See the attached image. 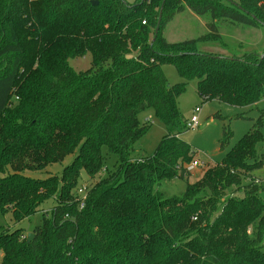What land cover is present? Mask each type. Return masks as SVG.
Wrapping results in <instances>:
<instances>
[{
    "label": "trees",
    "instance_id": "obj_1",
    "mask_svg": "<svg viewBox=\"0 0 264 264\" xmlns=\"http://www.w3.org/2000/svg\"><path fill=\"white\" fill-rule=\"evenodd\" d=\"M186 8L211 30L171 41L164 30ZM229 25L264 31V0H0V213L19 223L42 211L30 242L24 228L0 226V264H264V181L245 184L264 165V108L182 194L158 188L189 178L194 155L181 138L186 83L171 85L165 64L197 79L202 101L252 109L264 99V47L200 49ZM87 52L90 68L75 70L70 59ZM148 107L167 133L153 154L135 157ZM231 135L225 129L222 147ZM104 147L117 159L107 171ZM73 153L61 174H24Z\"/></svg>",
    "mask_w": 264,
    "mask_h": 264
},
{
    "label": "rangeland",
    "instance_id": "obj_2",
    "mask_svg": "<svg viewBox=\"0 0 264 264\" xmlns=\"http://www.w3.org/2000/svg\"><path fill=\"white\" fill-rule=\"evenodd\" d=\"M134 3L135 0H126ZM236 2L238 0H230ZM208 19L193 13L189 8L174 15L168 22L164 33L171 41H182L199 37L208 31L210 27L206 24ZM207 21V22H206ZM219 31L223 39L216 42H200V49L209 52H222L227 55H241L244 52H261L264 47V31L260 28L247 30L246 28L236 26H219ZM92 56L87 52L83 56L70 59V64L77 71H83L91 66ZM166 77L171 85L185 82L186 90L179 97L178 105L188 123L195 113V108L200 106L199 124L195 128H187L181 133V138L188 142L193 149V160L202 162L193 171L186 170L189 173L185 178L165 179L161 181L158 188L167 196L180 195L185 191L188 182H195L200 179L204 172L218 163H221L227 151H229L238 140L251 128L257 117L259 110L264 108V99L257 103L252 109L246 107H237L220 100L202 101L198 93V80H187L179 75L175 65L165 64L163 66ZM141 123L151 124L150 129L137 141L133 155L142 157L151 155L162 141L167 133L166 124L157 116L153 107H148L139 113ZM225 129L231 132L229 141L222 147L221 138ZM259 150L264 149V140L258 144ZM106 169H112L116 163V156L109 152L107 147L103 148ZM75 157V153L67 155L63 161L49 165L47 168L39 171L25 170L24 174L36 178H46L52 174H61L64 167L69 165ZM87 174L83 172V183H87ZM94 179L93 182H95ZM264 181V165L258 169L252 170L245 180V184L250 182ZM82 184V185H85ZM82 185H80L82 187ZM244 189V188H243ZM238 191V190H237ZM264 198V191L262 192ZM52 205V200L43 204L44 209ZM42 211H39L29 219L22 220L19 223H13L10 214L0 213V226H10L11 228L22 227L25 233H32L34 226L40 223ZM3 252L0 251V262Z\"/></svg>",
    "mask_w": 264,
    "mask_h": 264
},
{
    "label": "built area",
    "instance_id": "obj_3",
    "mask_svg": "<svg viewBox=\"0 0 264 264\" xmlns=\"http://www.w3.org/2000/svg\"><path fill=\"white\" fill-rule=\"evenodd\" d=\"M201 111V107L198 106L195 108V113L194 115L191 117L190 121H188V127L189 128H195L198 126L199 124V112ZM202 162H197V161H191L188 165H187V170L188 171H193L198 165H202ZM85 186H82L81 188H79V193L82 196V203L81 206H83V201L86 199V192H85Z\"/></svg>",
    "mask_w": 264,
    "mask_h": 264
},
{
    "label": "water",
    "instance_id": "obj_4",
    "mask_svg": "<svg viewBox=\"0 0 264 264\" xmlns=\"http://www.w3.org/2000/svg\"><path fill=\"white\" fill-rule=\"evenodd\" d=\"M94 3L97 4V1H95ZM161 15H162V8H161V12H160L159 20H158V25H157V27H156V32H157L158 29H159V23H160V21H161ZM263 56H264V53L261 55V57H263ZM33 235H34L33 233H30V234H29L28 239H27L28 242L31 241V239L33 238Z\"/></svg>",
    "mask_w": 264,
    "mask_h": 264
}]
</instances>
